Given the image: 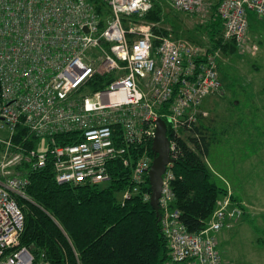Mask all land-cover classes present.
Segmentation results:
<instances>
[{"label":"built area","instance_id":"2783aa9c","mask_svg":"<svg viewBox=\"0 0 264 264\" xmlns=\"http://www.w3.org/2000/svg\"><path fill=\"white\" fill-rule=\"evenodd\" d=\"M212 1L169 0L177 12L200 17L219 3L223 39L240 48L251 36L249 15L264 23V0ZM102 2L111 10L104 21L90 0H0V264H50L21 244L19 198L28 199V171L51 162L60 185L103 186L112 181L110 165L119 161L131 171V186L121 194L125 204L149 179L154 157L148 145L159 119L171 129L173 160L159 199L170 251L165 264H226L218 235L243 214L232 193L218 200L205 229L190 233L173 208L172 190L178 141L198 126L205 101L224 92L222 53L172 33L157 35L155 24L126 28L124 20L146 15L153 0ZM95 79H107L106 85L93 90ZM18 127L26 129L24 140L38 142L36 148L14 142ZM57 136L75 143L57 145ZM143 197L150 201L151 194Z\"/></svg>","mask_w":264,"mask_h":264},{"label":"trees","instance_id":"16d2710c","mask_svg":"<svg viewBox=\"0 0 264 264\" xmlns=\"http://www.w3.org/2000/svg\"><path fill=\"white\" fill-rule=\"evenodd\" d=\"M90 1L96 5L103 21L110 17L111 10L102 0ZM163 1L166 2L153 0L152 9L142 17L135 14L125 19V27L141 22L163 25ZM218 5L212 8L208 22L196 29L208 35L210 49L220 50L224 57H229L238 53L239 46L235 40L223 39L224 25L217 13ZM249 21L252 30L259 20L250 14ZM153 31L157 35L167 34L158 27ZM95 80L98 82L92 85L93 90L104 87L103 82H107V79ZM201 119L192 131L194 137L178 141L179 158L172 167L175 177L172 190L176 197L173 208L179 210L180 220L190 233L206 228L218 200L228 192L216 183L205 161L211 144L208 132L200 125ZM26 134L25 128L18 127L14 142L28 149L36 148L38 142L24 140ZM168 136L171 138L169 127ZM55 140L57 145L75 143L62 136ZM148 146L153 158L152 143ZM109 170L112 181L103 186L60 185L51 162L42 169L28 171V199L19 198L25 215L22 246L29 248L38 261L50 264H165L170 251L161 215L143 197L144 193L151 194L149 179L138 195L122 204L120 194L131 186V171L119 161L113 162ZM233 199L244 213L242 204L235 196Z\"/></svg>","mask_w":264,"mask_h":264},{"label":"rangeland","instance_id":"374dc122","mask_svg":"<svg viewBox=\"0 0 264 264\" xmlns=\"http://www.w3.org/2000/svg\"><path fill=\"white\" fill-rule=\"evenodd\" d=\"M169 3V0L163 1L164 23L157 27L177 39L209 47L208 35L196 27L208 22L211 14L200 17L180 13ZM254 47L257 48L255 55L252 54ZM220 81L224 93L209 97L203 105L205 114L200 117V125L208 132L211 144L205 161L216 183L226 188L228 194H235L244 209L238 224L239 234L231 233L228 242L235 245L237 252L241 248L242 252L250 253V242L258 237L264 239L263 22L255 24L247 45L239 47L236 55H221ZM183 135L186 140L194 137L193 132ZM223 196L226 195L220 198ZM228 234L223 231L218 235L219 251L224 257L227 248L223 237Z\"/></svg>","mask_w":264,"mask_h":264},{"label":"water","instance_id":"95a60500","mask_svg":"<svg viewBox=\"0 0 264 264\" xmlns=\"http://www.w3.org/2000/svg\"><path fill=\"white\" fill-rule=\"evenodd\" d=\"M152 150L154 153V159L149 171V181L151 186L150 204L157 213H160L159 199L161 196L163 175L166 172L167 166L173 163V160L170 157L168 126L162 119H159L157 122Z\"/></svg>","mask_w":264,"mask_h":264},{"label":"crops","instance_id":"0c3cea01","mask_svg":"<svg viewBox=\"0 0 264 264\" xmlns=\"http://www.w3.org/2000/svg\"><path fill=\"white\" fill-rule=\"evenodd\" d=\"M122 194V193H121ZM121 194H120V202H121ZM235 195V194H234ZM237 198V196L235 195ZM238 201L239 198H237ZM242 221V219L238 220L233 227V229L228 230L229 234L223 237V241H225L226 250L225 255H222L223 260L226 264H264V239L261 237H258L255 241L250 242L251 252L250 253H244L242 252V249H240L239 252L235 250V245L232 244L229 240V236L232 235H238V224ZM234 232V233H233ZM220 234V233H219ZM219 238V237H218ZM260 238V239H259ZM259 239V241H258ZM251 253H253L251 255Z\"/></svg>","mask_w":264,"mask_h":264},{"label":"flooded vegetation","instance_id":"af4514ba","mask_svg":"<svg viewBox=\"0 0 264 264\" xmlns=\"http://www.w3.org/2000/svg\"><path fill=\"white\" fill-rule=\"evenodd\" d=\"M223 93H224V92H223ZM223 93H222V94H223Z\"/></svg>","mask_w":264,"mask_h":264}]
</instances>
